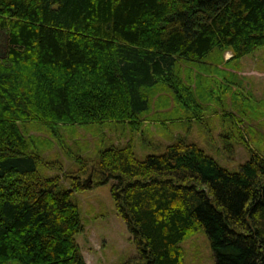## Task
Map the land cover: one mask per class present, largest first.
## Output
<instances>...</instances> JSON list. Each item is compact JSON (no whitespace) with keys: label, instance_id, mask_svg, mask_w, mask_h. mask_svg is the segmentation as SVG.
Here are the masks:
<instances>
[{"label":"trees","instance_id":"16d2710c","mask_svg":"<svg viewBox=\"0 0 264 264\" xmlns=\"http://www.w3.org/2000/svg\"><path fill=\"white\" fill-rule=\"evenodd\" d=\"M263 45L264 0H0V264H85L72 197L89 187L85 158L66 186L23 126L137 125L154 95L175 103L165 120L198 119L236 94L228 67ZM222 103L224 148L248 150L237 169L183 139L138 157L129 137L90 159L136 246L123 264H185L200 231L211 264H264V148L238 123L264 99L237 117Z\"/></svg>","mask_w":264,"mask_h":264},{"label":"rangeland","instance_id":"374dc122","mask_svg":"<svg viewBox=\"0 0 264 264\" xmlns=\"http://www.w3.org/2000/svg\"><path fill=\"white\" fill-rule=\"evenodd\" d=\"M230 55L229 49L223 52L224 58ZM183 68L187 67L183 66ZM228 68L237 74L236 79H239L242 85L235 87L236 94H233V91L225 94L224 103L219 102L215 105L217 112L203 111L198 119L165 120L164 115L173 114L175 103L169 100L168 107L163 106V99L159 98L155 102L158 95H154L151 111L137 125L131 126L127 123H104L92 126L55 124L53 127H47L27 123L23 126L25 134H31L29 136L32 140H34L33 137H38L44 141V144H41L44 145L40 151L41 159L46 163H56L55 168L45 169V172H58L66 186L70 184L72 176L77 174L78 164L74 157L80 154L83 159L85 158L87 170L80 176L82 180L90 177L89 187L75 191L72 196L79 204L84 224L83 229L76 234V240L85 264H123L134 259L137 252L131 232L115 208L110 192L113 180L95 183L91 168L89 170L90 159L96 156L99 149L110 143H123L131 137L136 155L144 157L150 152L162 150L176 139H183L184 142H194L203 147L219 163L229 169H237L238 165L248 157L247 147L236 138L231 139L233 141L229 143L227 149L224 148L222 133L225 128H223L224 116L221 115V103L237 117L239 113L241 114L240 109L248 107L247 105H256L260 99H264V45L243 56L238 69L234 66ZM214 76L220 77L218 74ZM257 108L263 109L262 105ZM242 118L243 122L238 123L242 131L243 128L246 130L248 146L250 144L251 147L263 150L264 111L247 109ZM182 245L185 264L212 263L211 248L204 231L190 235L182 242ZM7 264L20 263L11 260Z\"/></svg>","mask_w":264,"mask_h":264},{"label":"water","instance_id":"95a60500","mask_svg":"<svg viewBox=\"0 0 264 264\" xmlns=\"http://www.w3.org/2000/svg\"><path fill=\"white\" fill-rule=\"evenodd\" d=\"M86 181H89L90 180V177H88V179H85Z\"/></svg>","mask_w":264,"mask_h":264}]
</instances>
